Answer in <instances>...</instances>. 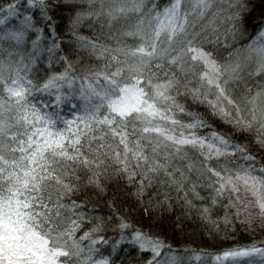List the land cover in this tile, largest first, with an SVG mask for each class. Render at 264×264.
Here are the masks:
<instances>
[{"label":"snow or ice","instance_id":"6c2138e0","mask_svg":"<svg viewBox=\"0 0 264 264\" xmlns=\"http://www.w3.org/2000/svg\"><path fill=\"white\" fill-rule=\"evenodd\" d=\"M57 6L0 0V264H124L125 245L137 264H264V241L180 250L88 196L124 186L145 212L174 197L264 228V24L248 31L247 0H72L67 52Z\"/></svg>","mask_w":264,"mask_h":264},{"label":"trees","instance_id":"16d2710c","mask_svg":"<svg viewBox=\"0 0 264 264\" xmlns=\"http://www.w3.org/2000/svg\"><path fill=\"white\" fill-rule=\"evenodd\" d=\"M71 2L72 0H50V3L58 5L49 12V15L56 22L57 31L63 34L64 44L62 47L66 52L68 51V37L71 35L67 30L71 13L69 7L65 5H70ZM156 2L163 6L167 0H156ZM217 3H219V0H217ZM247 3L245 16L248 31L254 35L257 27L264 24V0H247ZM33 11L38 14V10ZM10 20L15 23V18H10ZM80 32L84 35L89 34L86 25L81 26ZM70 58L75 59V53ZM252 151L259 159V151L256 148H253ZM130 193V188L125 190V187L122 186L119 191L115 192L109 189L108 194L103 197L92 192H89L88 196L92 198L96 211L100 212L105 219H108L111 214L108 200L110 198L115 199L122 214L127 215L133 223H136L137 226L143 224L147 228L160 231L173 243L174 248L180 250L190 248L195 251H215L234 244L264 241V228L261 227L259 217L254 220L252 226H249L246 222L240 223L234 216L225 223L223 219H218V217L225 215L221 205L211 213L212 222H207L200 219L195 212H186L183 201H176L174 197L170 208L167 206L163 209L157 207L145 212L144 208L139 205L137 198L131 196ZM249 211L254 212L255 210L249 209ZM109 235H112L111 231H109ZM125 248H127V245L119 249L120 254L116 255L115 259L117 261L123 260L124 264H137L138 257L134 255V249H128L125 252Z\"/></svg>","mask_w":264,"mask_h":264},{"label":"rangeland","instance_id":"374dc122","mask_svg":"<svg viewBox=\"0 0 264 264\" xmlns=\"http://www.w3.org/2000/svg\"><path fill=\"white\" fill-rule=\"evenodd\" d=\"M185 249V248H184ZM189 252L193 251L192 249L190 248H186ZM193 263H196L195 261Z\"/></svg>","mask_w":264,"mask_h":264}]
</instances>
